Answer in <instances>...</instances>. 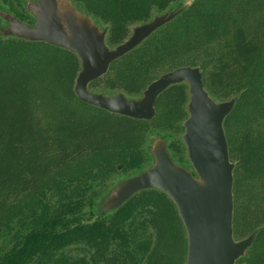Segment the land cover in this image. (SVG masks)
Returning a JSON list of instances; mask_svg holds the SVG:
<instances>
[{"label": "trees", "instance_id": "obj_1", "mask_svg": "<svg viewBox=\"0 0 264 264\" xmlns=\"http://www.w3.org/2000/svg\"><path fill=\"white\" fill-rule=\"evenodd\" d=\"M82 1L88 14L110 23L108 42L116 46L130 35L128 27L132 21L148 20L154 8L165 9L177 0ZM243 4V0H195L132 52L117 59L104 76L90 83L93 87L103 80L111 90L139 94L151 84V72L162 62L172 61L170 68L175 70L174 61L181 55L184 41L197 38L198 48L209 51L210 56L201 61L191 56L184 66L200 65L210 94L218 95L239 74L247 81L224 121V129L229 132L230 159L236 165L235 187L245 174L264 178V134L246 132L235 137L230 132L238 120L251 124L256 112H264V43L250 38L241 22ZM27 47L40 54L28 57ZM81 68L78 56L66 49L42 41L0 37V215L25 198L45 203L35 226L13 249L0 256V264H87L85 258L71 261L60 255L75 243L93 250L92 264H139L150 254L149 243L139 239L135 221L138 208L162 196L164 192L160 190L138 192L109 217L88 223L69 221L68 217L81 209L91 188L87 178L70 175L76 185L62 207L46 203L47 185L56 173L71 169L86 155L131 144L149 123L81 102L75 92ZM33 82L42 83L56 100L55 127H41L35 120ZM188 98L186 84L173 85L158 98L156 108H182L189 103ZM142 223L144 228L146 222ZM262 223L249 248L259 250L249 252L248 264H264ZM157 257L153 253L146 264H155Z\"/></svg>", "mask_w": 264, "mask_h": 264}, {"label": "rangeland", "instance_id": "obj_2", "mask_svg": "<svg viewBox=\"0 0 264 264\" xmlns=\"http://www.w3.org/2000/svg\"><path fill=\"white\" fill-rule=\"evenodd\" d=\"M243 1V16L240 20L250 38L264 43V0ZM57 2L59 17L68 32H70L69 26L72 21L80 27L83 26V23H87L88 27L96 30L97 34H105V43L109 49L116 48L117 45L112 46L108 42L110 23L100 16L95 17L88 14L83 6L84 1L57 0ZM192 2L193 0H177L170 3L165 9L154 8L148 20L132 21L129 24L130 35L127 39L133 35V31L137 27L149 26L157 20L166 19L171 14H178ZM39 18L42 16L37 0H0V37L3 39L20 38L13 33L14 25L17 23L26 24L30 31H34ZM197 40L193 37L184 41L181 55L174 61L176 67L173 69L184 67L192 57L198 61L209 58V51L198 48L200 45ZM190 44L191 46H189ZM27 51L30 58L40 54L33 47H27ZM171 64L170 60L162 62L158 69L151 72L152 80L172 70ZM246 85L245 77L239 74L230 80L228 87L219 91L218 95L210 94L208 86L206 88L215 101L225 102L236 101ZM31 87L35 120L41 127H55L58 117L56 100L49 95L42 83L33 82ZM187 88H189L188 85ZM89 91L108 97H115L121 93L132 101L142 99L144 94V91L131 95L121 89L111 90L103 80L93 87L90 86ZM156 109L155 118L145 125L143 131L137 134L131 144L103 153L86 155L74 162L71 169L56 173L47 185L49 203H46L62 207L66 196L76 185V181L70 180V175L75 179L84 177L89 180L91 188L87 191L82 207L80 204L75 205L81 209L74 216H69V221L76 219L88 223V221H95L101 217H109L117 209L116 202L123 185L154 167L160 149L167 151L178 166L189 171L195 180L202 183L200 176L191 164L186 144L183 141L186 134L184 123L189 118L188 104L182 108L158 106ZM245 124V121L238 120L231 128V135L236 137L237 134L242 135L246 132L253 135L264 134V112H256L252 123ZM224 130L226 132V129ZM228 135L229 132H226V137ZM232 163L235 165L234 161ZM233 195L235 199L233 215L235 240L241 241L251 235L256 237L257 231L264 221V178L260 175H250V177L246 174L242 175L239 185L234 186ZM141 197L146 200V196L142 195ZM146 202L138 208L137 213H140L135 224L139 225V239L149 243L148 252L150 254L145 255L139 264H146L150 257L152 258L153 253L156 257L158 256L155 264H186L189 240L176 203L165 193L155 197L151 203ZM14 206L10 211L0 215V256L13 249L21 237L35 226L37 218L44 210L45 203H41L39 199L25 198L20 204L16 203ZM142 222H146L144 228ZM249 248L242 256L243 258L235 264H248L249 252L254 254L259 250L258 247L251 250ZM92 251L86 244L75 243L62 250L60 255L71 261L85 258L87 264H92L90 259Z\"/></svg>", "mask_w": 264, "mask_h": 264}, {"label": "water", "instance_id": "obj_3", "mask_svg": "<svg viewBox=\"0 0 264 264\" xmlns=\"http://www.w3.org/2000/svg\"><path fill=\"white\" fill-rule=\"evenodd\" d=\"M37 2L42 18H39L36 29L30 31L28 25L17 23L13 33L25 40L49 43L78 56L82 71L76 79L75 92L81 102L113 114L152 121L158 98L173 85H188L189 118L184 123L186 134L183 141L202 183L178 166L167 151L160 149L154 167L123 185L116 208L142 190H160L176 203L186 228L189 240L186 264H235L246 254L255 238L251 235L236 241L233 233L235 165L230 159L224 121L236 101H215L205 87L201 68L192 66L161 75L147 87L143 98L135 101L128 100L121 93L108 97L89 91L90 83L104 76L117 59L132 52L177 14L149 26L137 27L129 39L109 49L105 34H97L87 23L80 27L72 21L68 32L59 17L57 0Z\"/></svg>", "mask_w": 264, "mask_h": 264}]
</instances>
